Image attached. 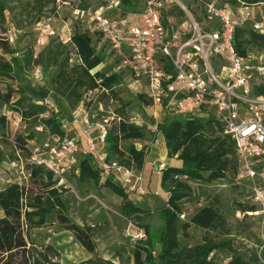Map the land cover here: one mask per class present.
Masks as SVG:
<instances>
[{
	"label": "trees",
	"instance_id": "1",
	"mask_svg": "<svg viewBox=\"0 0 264 264\" xmlns=\"http://www.w3.org/2000/svg\"><path fill=\"white\" fill-rule=\"evenodd\" d=\"M15 1V0H11ZM123 2V9L139 11L130 0ZM243 2L249 7L264 6V0H225L221 5L235 6ZM7 0H0V26L6 20V12L9 10ZM82 9V8H81ZM175 16L173 10L163 12ZM183 15L182 11H179ZM50 17V16H49ZM39 17L35 21V27L39 28L43 19ZM96 32L90 34L87 30L73 28L69 34L67 43L48 44L42 51L34 54L32 48H27L19 53L16 48L11 49L6 38H0V84L5 89H0V107L9 105L13 115H18L21 123L26 121L39 122L49 131V137H64L62 128L64 123H70L77 113V107L84 106L83 95L95 90L110 91L114 96L113 87L122 82L123 74L116 65L107 66L106 70L97 69L105 62V57L97 50V42L100 35ZM74 49L76 62L70 63L71 57L67 46ZM234 46L240 55H245L250 46H258L264 50V35L255 33L248 26L237 28L235 32ZM256 51V50H255ZM259 51V50H257ZM11 54L6 59L3 54ZM166 72L172 73V66L167 58L157 56ZM119 62V59H117ZM43 64V70L55 67L51 75L48 87H35L24 75V67L30 64ZM116 68V69H115ZM253 93L264 97V82L253 87ZM14 94L18 96L15 97ZM148 97V96H147ZM62 98L67 108L73 111L69 118L67 110L62 103ZM53 103L58 111L51 112L47 117H41L46 110L45 102ZM145 105H151L145 101ZM120 119L117 120L116 118ZM117 123L114 129L105 134V153L108 159L109 153L115 155L118 162L128 167L134 166L138 171L142 170L146 156L144 143L141 148L135 146V142H144L146 129L121 115H115ZM10 120L0 116V131H3L2 139L9 141L13 147L30 155L33 147L42 145L43 142L34 141L33 135L5 136ZM41 127V130H43ZM158 131L161 133L168 158L179 160L180 166H165L161 171L160 186L167 192L166 203L157 207L154 213L159 216L162 226L155 240L150 232V225L145 219L151 213V209L143 208L129 199L125 188L113 176L103 173L97 165L96 156L86 149H79L76 155V164L69 169L80 181H91L95 186H103L122 199L121 212L126 217L137 219L139 230L144 237L133 243L131 250L134 264H220L218 253L229 250L231 241L226 237L228 231L225 221L218 210L210 204L197 208L188 219L182 220L180 214L183 211L184 199L192 190L191 185L197 181L213 182L224 180L230 175L232 185L236 188L239 174V166L236 158L235 146L229 134L224 132L223 125L215 117L213 111L205 115L193 117H178L175 114L165 113L158 122ZM74 138V136H69ZM134 140L126 149H122V141ZM3 160L2 140H0V161ZM117 160V159H116ZM29 176L38 179L41 190L32 186L9 183L0 189V263L13 264L16 256H20L18 264H58L45 251L33 254L27 244V231L32 228H40L45 223L48 215L63 206V201L58 193L55 183L58 177L41 166L29 164ZM264 167V156L257 161V169ZM185 173L187 181L178 182L173 186V176ZM206 174V175H205ZM44 179L46 181H44ZM250 200V199H249ZM243 214L253 213L255 205L250 201L241 204ZM56 215L63 221L67 219L58 212ZM198 227L204 231L201 243L185 244L181 238H188V229ZM67 228L73 233L76 240L90 253L94 251L95 244L91 238L90 227H80L69 224ZM215 231L214 235L210 232ZM159 245L155 251L154 244ZM80 264H116L101 258H90ZM230 264H244L240 257H232Z\"/></svg>",
	"mask_w": 264,
	"mask_h": 264
},
{
	"label": "rangeland",
	"instance_id": "2",
	"mask_svg": "<svg viewBox=\"0 0 264 264\" xmlns=\"http://www.w3.org/2000/svg\"><path fill=\"white\" fill-rule=\"evenodd\" d=\"M9 10L6 12V20L3 26H0V38L7 39L11 49L16 48L19 53L27 48H32L34 54L42 51L51 42L67 43V37L73 28L87 30L93 34L94 28L88 22L86 16L77 14V8L88 10L100 16H115L113 11L109 12L104 8L101 9L102 3L99 0H75L69 4H65V0H7ZM129 4L133 5L139 11L144 9V0H130ZM203 1L206 0H173L167 4L164 12L173 10L175 19H181L183 22L189 19V15L185 12L180 4H183L189 14L199 21L202 26L207 25L204 16ZM217 3L225 0H213ZM120 9L123 10V2H120ZM260 7V6H258ZM127 11V10H126ZM179 11L183 15L178 14ZM170 16L169 14H167ZM54 16L55 18L47 24L41 23L39 28L35 27V21L39 17ZM96 34V33H95ZM101 37V36H100ZM42 41L39 42V41ZM97 50L104 55L105 62L97 69L106 70L107 66L118 68L117 55L113 53L107 42L99 38L97 42ZM70 53V63L76 62L74 49L67 46ZM258 46H250V50H261ZM0 55L2 51L0 50ZM6 59H10L11 54H3ZM116 69V68H115ZM55 67L43 70V64H30L24 67V75L35 87H48L51 75L55 72ZM123 74L122 82L113 87V93L103 91H92L83 95L84 112L82 115L75 113L70 126H67L65 134L74 136V140L78 149L87 147V139H95L99 136L102 129L108 133L114 129L117 120L111 117L121 115L124 118L135 121L138 117L143 118L146 129V139L144 142H135V146L143 143L148 159L159 158L167 166L180 165L179 160L168 158L161 142L162 135L158 131H154L156 121H161L164 113L158 108L146 106L145 101H149L147 97V88L135 86L131 82L129 73L120 69ZM0 89H5L4 84H0ZM17 97V94H14ZM67 110L69 118L73 111H70L65 101L60 98ZM46 110L41 117H47L51 112L57 113V107L50 101L45 102ZM157 113V119L154 113ZM13 111L9 105L0 107V116L5 115L9 120V126L5 129V136L33 135L34 141L52 143L49 137L48 129L44 128L39 122L32 120L22 124L16 122L13 124ZM112 119V120H111ZM43 127V130H41ZM105 132V133H106ZM3 131H0V140H2L3 160L0 161V189L9 183H18L20 185L32 186L41 190L43 184L38 179H31L29 171L32 168L29 165L27 153L2 139ZM156 139V143H150ZM134 140L122 141L120 146L122 149ZM99 150L106 146L97 145ZM110 159L119 160L115 155L109 153ZM132 170L138 173V170L131 166ZM151 178V189H155L161 193L145 188L143 182L144 193L138 191H126L129 199L143 208H150L143 198L150 197L155 199L151 202V207H160L166 203L168 197L167 192H160L159 181L161 171L154 172ZM206 175V174H205ZM231 175L224 180L213 182L197 181L191 185L192 190L184 199L182 205L186 218L199 207L210 204L213 205L223 217L228 234L226 237L231 241L229 250L218 253L220 264H230L232 257H240L244 264H264V231L261 230L258 218L253 215L243 214L241 204L245 205L250 201L251 193L245 186L236 188L232 185ZM60 180L55 183L58 193L63 201V206L54 211L53 214L47 216L45 223L40 228H32L27 231V244L32 249L33 254H39L45 251L52 257L53 261L58 264H80L90 258H101L109 260L116 264H134L131 250L133 243L137 239L139 226L136 218L126 217L122 214L120 206L122 199L113 194L109 189L103 186H95L91 181H80L71 171L65 170L61 172ZM44 181H46L44 179ZM139 185V182H137ZM60 212L67 219L63 221L56 215ZM2 213L0 212V216ZM184 219V220H185ZM161 219L158 215L151 212L145 219V223L150 225V232L155 240L162 226ZM76 224L80 227L91 228V238L95 244L94 251L88 252L74 237L73 233L67 228L69 224ZM189 237L181 238V242L185 244L201 243V236L204 231L198 227L191 226L188 229ZM211 235L215 231L210 232ZM155 251L159 250V245L154 244ZM13 264L21 262L20 256H16ZM2 264V263H0Z\"/></svg>",
	"mask_w": 264,
	"mask_h": 264
},
{
	"label": "built area",
	"instance_id": "3",
	"mask_svg": "<svg viewBox=\"0 0 264 264\" xmlns=\"http://www.w3.org/2000/svg\"><path fill=\"white\" fill-rule=\"evenodd\" d=\"M72 1L75 0L63 2ZM99 1L101 9L113 11L115 16L102 17L80 8L75 12L86 16L94 31L107 42L119 59L120 69L129 73L131 82L147 88L151 108L159 107L178 117L213 111L234 142L239 166L235 183L251 193L250 202L256 210L250 215L258 218L264 231V167L257 169L258 159L264 156V97L253 93V87L264 82V50L240 55L234 46L237 28L248 26L264 35V6L249 7L238 2L232 7L206 0L203 8L207 25L202 26L181 3L189 19L183 22L174 16H164V9L173 0H144V9L134 12L121 10L120 0ZM54 18L47 17L42 23H50ZM157 56L170 61L172 73L165 71ZM76 111L82 115L83 105ZM154 115L157 119L156 112ZM13 119V124L21 122L18 115L14 114ZM133 122L145 124L141 117ZM158 122L153 127L156 132ZM67 126L68 123L62 125L65 132ZM105 132L102 129L97 138H88L85 149L96 156L98 168L115 177L125 191L144 193L140 172L108 159L105 147L99 150L98 144L105 145ZM51 140L52 143L33 147L28 162L60 177L61 172L76 164L79 149L75 140L66 134L62 138L51 136ZM156 142L153 139L148 144ZM165 166L163 161L158 162L155 171H162ZM187 180V174H175L172 189L178 182ZM180 218L184 220L186 213L182 212ZM142 237L144 233L140 230L135 238Z\"/></svg>",
	"mask_w": 264,
	"mask_h": 264
},
{
	"label": "crops",
	"instance_id": "4",
	"mask_svg": "<svg viewBox=\"0 0 264 264\" xmlns=\"http://www.w3.org/2000/svg\"><path fill=\"white\" fill-rule=\"evenodd\" d=\"M161 142L164 144V139H163V137H162ZM141 146H142V145H140V146H136V147H137V148H141ZM164 149H165V152H166L165 144H164ZM147 155H148V154H146V156H145L142 170H141V171H138V172H140V173L142 174L143 183L146 184V185H145V188H149V189H151V188H150V187H151L150 185H151V178H152V176L154 175V174H153V171H154V172H157V171H155V166H156V164H157L158 162H162V160H161V161H158L159 158L148 159ZM172 159H173V158H172ZM180 164H181V163H180ZM175 166H178V165H175ZM179 166H180V165H179ZM157 173H158V172H157ZM159 183H160V181H159ZM158 186H159V188H160V192H162V194H163L164 191H163V189L161 188L160 184H159ZM151 190H152V191H156L157 194H158L159 196H161V193H159V191H157V190H155V189H153V188H152ZM166 199H167V198H166ZM166 199H164V201H165ZM154 200H155V199H153V198H151V197H150V200H149L147 197L143 198V201H144L147 205L150 206V208H151V212H153V213H154V211H155L156 208H157V207H155V208L151 207V204H152L151 202H154ZM161 224H162V222H161Z\"/></svg>",
	"mask_w": 264,
	"mask_h": 264
}]
</instances>
